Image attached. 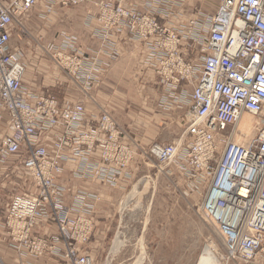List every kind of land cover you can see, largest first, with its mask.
Masks as SVG:
<instances>
[{
    "label": "built area",
    "instance_id": "built-area-1",
    "mask_svg": "<svg viewBox=\"0 0 264 264\" xmlns=\"http://www.w3.org/2000/svg\"><path fill=\"white\" fill-rule=\"evenodd\" d=\"M86 1L0 0V169L10 163L22 178L6 210L9 246L22 256L96 264L80 245L92 237L100 197L62 179L71 166L76 182L115 188L134 178L133 167L144 157L179 173L188 181L186 193L207 183L201 211L223 243L227 264H264V0H219L214 15L200 14L178 28L166 21L169 9L183 13L187 0H141L146 13L133 0H101V51H84L76 37L50 48L90 95L100 74L120 57L113 36L128 32L146 46L163 108L186 110L181 139L146 148L107 112L88 118L82 101L61 103L24 83L26 65L13 46L15 25L36 7L51 15L56 6L71 9ZM245 115L256 122L253 137L244 132L250 126L241 129ZM47 222L58 232L37 236Z\"/></svg>",
    "mask_w": 264,
    "mask_h": 264
},
{
    "label": "crops",
    "instance_id": "crops-1",
    "mask_svg": "<svg viewBox=\"0 0 264 264\" xmlns=\"http://www.w3.org/2000/svg\"><path fill=\"white\" fill-rule=\"evenodd\" d=\"M100 1L87 0L81 6L71 9L56 6L51 15L46 14L45 6H39L23 20L20 25L21 42L30 46L31 53L36 55L30 64L28 60L25 63V85L37 94L56 93V98L61 103L84 102L88 118L107 111L129 136L140 142L143 147L176 141L178 133L174 132L175 123L182 122L184 112L163 108L159 78L148 64V50L145 45L131 40L128 32L115 38L120 57L117 61L109 63L106 70L100 74L99 84L88 97L84 96L81 89L56 64L59 69L46 66L42 46L53 53L50 48L60 45L64 38L76 37L77 45L84 51L90 52L99 47L95 32L100 28L96 19L97 5ZM133 3L140 13H146L143 1L133 0ZM193 8L194 5L188 3V0L183 7V13L175 7L170 8L167 23L174 28L187 26L190 20L198 15L193 16L197 7ZM185 45L186 42L183 41L182 50ZM104 62L109 61L104 58ZM135 166L134 177L140 165L137 163ZM70 168L72 167H68L67 176L62 179L63 184L83 185L100 197L94 215V232L90 241L80 247V251L96 264H111L112 258L120 254L125 246L127 232H121L124 229V220L120 215L118 200L129 190L132 180L122 182L115 188H107L96 182H76L71 178ZM21 179L19 171L12 169L10 163L0 169V264H64L62 260L51 256L40 258L22 256L9 246L3 228L6 210L12 196L20 187ZM57 232V227L49 222L43 223L35 231L37 236L46 238ZM119 236L123 244L114 252Z\"/></svg>",
    "mask_w": 264,
    "mask_h": 264
},
{
    "label": "rangeland",
    "instance_id": "rangeland-1",
    "mask_svg": "<svg viewBox=\"0 0 264 264\" xmlns=\"http://www.w3.org/2000/svg\"><path fill=\"white\" fill-rule=\"evenodd\" d=\"M189 2L194 8L197 7L193 16H200L199 12L207 16L214 15L219 5V0H188ZM21 33L20 25H15L13 46L22 53L23 63L28 60L30 64L36 55L31 53L30 46L21 42ZM42 48L45 51L46 66L58 68L52 57L54 52L50 53L47 47ZM54 96L56 97V93ZM183 112L186 113V110ZM250 120L252 117L245 115L241 129L244 130L245 125L250 126V130L244 132L253 137L257 134L256 122ZM178 123H175L174 129L178 133V136L175 135L177 140L183 137L186 129L185 122ZM141 159H138L140 167L129 190L118 200L120 215L124 220L121 232L127 233L123 251L112 258L111 264H227L223 243L215 227L205 221L201 211L202 194L207 183L186 193L188 181H184L179 173L171 175L168 173L171 167L165 169V166L153 159ZM134 188L137 191L132 190ZM117 241L121 244L116 245ZM117 241L114 252L123 244L120 236ZM207 248L212 251L215 259L206 256Z\"/></svg>",
    "mask_w": 264,
    "mask_h": 264
},
{
    "label": "bare ground",
    "instance_id": "bare-ground-1",
    "mask_svg": "<svg viewBox=\"0 0 264 264\" xmlns=\"http://www.w3.org/2000/svg\"><path fill=\"white\" fill-rule=\"evenodd\" d=\"M138 11V10H137ZM139 12V11H138ZM98 18H99V10H98V15L96 16V19H97V24L98 25H100V28H101V23L98 21ZM23 22V21H22ZM22 22H21V25H22ZM17 25V24H16ZM99 28V29H100ZM95 37L99 40V47L96 49V50H93V51H101V41H100V39H99V37L97 36V32H96V35H95ZM116 37H118V36H113V38H112V40L116 43V41H115V38ZM69 38V37H68ZM116 45H117V43H116ZM52 52V51H51ZM55 53V52H54ZM54 53H53V55H54ZM102 53V57H101V59H102V61H104V58H107L106 57V55H105V52L104 51H102L101 52ZM52 55V56H53ZM54 61H55V63L58 65V62H57V60L56 59H53ZM59 66V65H58ZM60 67V66H59ZM61 69H63V68H61ZM63 71L69 76V74L63 69ZM70 77V76H69ZM71 78V77H70ZM71 80H72V78H71ZM73 81V80H72ZM74 82V81H73ZM75 83V82H74ZM76 84V83H75ZM78 86V85H77ZM79 87V86H78ZM80 88V87H79ZM95 89V88H94ZM84 96H89V95H85L84 94ZM83 104H84V102H83ZM84 106H85V104H84ZM86 109V108H85ZM104 112H107V111H103L100 115H102ZM108 113V112H107ZM109 115H110V113H108ZM86 115H87V112H86ZM100 115H98V116H95V117H93V118H99L100 117ZM111 116V115H110ZM88 117V116H87ZM112 117V116H111ZM113 118V117H112ZM113 120L114 121H116L114 118H113ZM137 188V187H136ZM136 188H134V189H132V190H135V191H137L136 190ZM132 197H134L133 195H132ZM132 199V198H131ZM126 202V201H125ZM125 206V205H124ZM127 206V205H126ZM118 243V242H117ZM116 243V244H117ZM205 254H206V256L207 257H210V259H215V257L213 256V253H212V251L210 250V249H206L205 250Z\"/></svg>",
    "mask_w": 264,
    "mask_h": 264
}]
</instances>
